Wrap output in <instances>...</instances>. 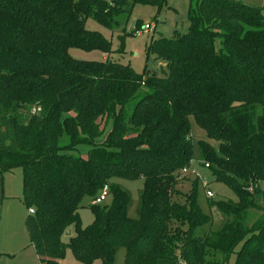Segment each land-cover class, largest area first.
I'll list each match as a JSON object with an SVG mask.
<instances>
[{"label": "trees", "instance_id": "1", "mask_svg": "<svg viewBox=\"0 0 264 264\" xmlns=\"http://www.w3.org/2000/svg\"><path fill=\"white\" fill-rule=\"evenodd\" d=\"M165 2L0 0V173L22 169V201L33 209L25 227L45 264L66 248L83 263L111 264L123 248V264H225L231 254L233 264H264L263 8L190 0L188 30L147 46L164 75L68 53L111 52L87 18L110 26L137 3ZM191 119L218 142L198 140L200 160L237 196L209 199L224 221L199 234L212 221L197 201L199 180L178 188L194 158ZM80 145L85 156L71 152ZM115 177L143 179L137 217ZM105 186L111 198L97 202ZM85 197L93 220L82 226Z\"/></svg>", "mask_w": 264, "mask_h": 264}, {"label": "rangeland", "instance_id": "2", "mask_svg": "<svg viewBox=\"0 0 264 264\" xmlns=\"http://www.w3.org/2000/svg\"><path fill=\"white\" fill-rule=\"evenodd\" d=\"M242 3L263 8L264 0H237ZM190 0H166L159 8L149 4H135L130 12L121 11L114 16V21L110 26H105L93 18H87L85 26L89 30L100 32L112 43L111 52L103 53L99 49L84 50L77 47L68 49V53L79 60H103L109 57L111 60L121 63H129L135 71L148 72L164 75L167 71L165 62L156 59L154 53H147V46L151 40L159 37H171L176 32L185 33L188 30V7ZM150 23V29H144V24ZM191 131L194 140V158L192 166L187 171H182V178L178 183V188L183 192H188L193 179H198L197 201L202 210L211 216V223L198 228L197 234L207 231L209 227L216 229L224 221V215L216 208L208 204V200H237L235 192L227 185L214 179L210 170L199 158L197 141L207 140L217 149L218 142L214 139L206 138L201 130L191 119ZM105 135V134H104ZM100 137L99 140L104 138ZM88 150L87 145H80L71 152L76 155L85 156ZM2 198L0 208V264H45L39 260L33 246L30 244L29 236L25 227V218L30 213L29 209L22 201V169L15 167L2 172ZM129 196L127 213L130 217H137L141 204V192L143 179H127L115 177L112 179ZM260 187L264 191V181L260 182ZM207 190L211 195L207 196ZM264 194V193H263ZM110 196L107 195L103 203H108ZM263 199V198H262ZM89 200L85 197L79 208L81 225L86 226L93 220L90 211ZM64 242L68 241V235L62 237ZM239 248V245L236 249ZM125 250L119 248L116 251L114 261L111 264L124 263ZM221 255H211L210 259H219ZM235 254H231L225 264H233ZM57 264H102L101 259H94L90 263H83L77 259L70 248H66L63 257Z\"/></svg>", "mask_w": 264, "mask_h": 264}, {"label": "built area", "instance_id": "3", "mask_svg": "<svg viewBox=\"0 0 264 264\" xmlns=\"http://www.w3.org/2000/svg\"><path fill=\"white\" fill-rule=\"evenodd\" d=\"M262 12H263V14H264V7H263V9H262ZM150 27H151V24H150V23H145L143 28H144V29H150ZM183 171H186V168H184ZM206 193H207V196H210V195H211V191H209V190H207ZM106 194H107V187L105 186V187L103 188V190L101 191V194L97 197L96 201H97V202H101L102 200H104ZM29 212H30V213H33V209L30 208V209H29Z\"/></svg>", "mask_w": 264, "mask_h": 264}, {"label": "water", "instance_id": "4", "mask_svg": "<svg viewBox=\"0 0 264 264\" xmlns=\"http://www.w3.org/2000/svg\"><path fill=\"white\" fill-rule=\"evenodd\" d=\"M1 198H2V176L0 173V208H1ZM262 203L264 204V194H263V199H262ZM70 231H66V235H69Z\"/></svg>", "mask_w": 264, "mask_h": 264}]
</instances>
